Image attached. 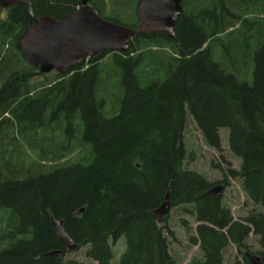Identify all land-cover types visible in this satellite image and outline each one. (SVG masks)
Wrapping results in <instances>:
<instances>
[{
	"label": "trees",
	"instance_id": "1",
	"mask_svg": "<svg viewBox=\"0 0 264 264\" xmlns=\"http://www.w3.org/2000/svg\"><path fill=\"white\" fill-rule=\"evenodd\" d=\"M26 1L36 18L58 20L81 5ZM89 1L104 18L141 25L140 0ZM182 6L174 39L139 34L127 52L90 57L66 74L39 73L18 49L32 22L27 5L0 18V264H84L65 259L52 217L98 264H181L170 251L171 215L161 223L155 213L168 192L171 208L197 223L190 241L200 253L190 264H239L226 262L231 245L250 264L251 233L264 264V0ZM191 122L218 151L227 130L240 168L226 161L218 181L188 169ZM230 179L254 206L241 219L223 193L207 194ZM52 250L63 254L41 257Z\"/></svg>",
	"mask_w": 264,
	"mask_h": 264
},
{
	"label": "water",
	"instance_id": "2",
	"mask_svg": "<svg viewBox=\"0 0 264 264\" xmlns=\"http://www.w3.org/2000/svg\"><path fill=\"white\" fill-rule=\"evenodd\" d=\"M27 5L32 22L18 37L17 46L27 63L39 73L55 71L66 74L76 64L88 58H99L109 51L127 52L131 40L139 34L175 38V26L182 14V0H141L137 14L141 25L130 28L104 18L89 0H81V5L62 20L51 16L36 18L33 5L26 0H0V9L10 6ZM225 189L219 184L207 194L220 196ZM171 210L170 192L162 205L155 211L160 221ZM83 209L79 211L82 213ZM51 226L67 250L77 248L63 227L62 221L52 217ZM62 250H52L42 258H57ZM250 264H263L261 257L246 251Z\"/></svg>",
	"mask_w": 264,
	"mask_h": 264
},
{
	"label": "rangeland",
	"instance_id": "3",
	"mask_svg": "<svg viewBox=\"0 0 264 264\" xmlns=\"http://www.w3.org/2000/svg\"><path fill=\"white\" fill-rule=\"evenodd\" d=\"M1 17H6V12H2ZM40 78V75H36L33 79L40 80ZM221 135L222 149L218 151L204 143L201 132L196 128L195 124L191 122L187 129L186 142L188 147L195 152V160L193 163L188 164V166L186 165V167L203 174L211 181H218L223 178L222 169L226 170V161L230 163L232 168L238 170L240 168V160L234 156L229 149L227 130L222 129ZM223 200L224 203L231 208L236 219L243 218L250 210L254 209V206L247 200L242 190L240 180L230 179V185L223 190ZM169 214L171 215L169 226L174 232V238L167 234L170 239V251L180 259L181 264H190L191 259L194 256H198L200 253L199 247L192 245L190 241V237L195 234L197 223L179 208H171ZM181 218H185V220L188 221L187 226L181 223ZM161 223H164V221H161ZM248 244L251 246L250 250H252V252L259 249L258 242L253 233L250 234ZM113 248L116 252L115 261H117L125 249L124 241L122 239L117 241L113 244ZM85 250L86 247L68 251L65 259H74L84 264H98L85 256ZM225 257L226 262L233 263L238 261L239 264H244L243 257L234 245L227 248Z\"/></svg>",
	"mask_w": 264,
	"mask_h": 264
},
{
	"label": "flooded vegetation",
	"instance_id": "4",
	"mask_svg": "<svg viewBox=\"0 0 264 264\" xmlns=\"http://www.w3.org/2000/svg\"><path fill=\"white\" fill-rule=\"evenodd\" d=\"M139 2H141V0L139 1ZM7 9L8 8H2V9H0V18H3V17H1V14H2V12H6V14H7ZM250 252H252V251H250ZM246 253V252H245ZM254 253V252H253ZM256 254V253H255ZM246 255V254H245ZM260 256V255H259Z\"/></svg>",
	"mask_w": 264,
	"mask_h": 264
}]
</instances>
